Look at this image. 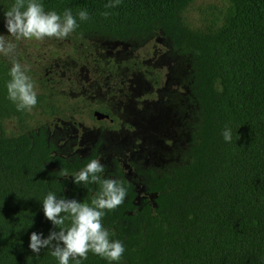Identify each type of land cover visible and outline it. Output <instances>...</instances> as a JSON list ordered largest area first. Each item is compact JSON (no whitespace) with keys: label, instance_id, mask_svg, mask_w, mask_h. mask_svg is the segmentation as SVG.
<instances>
[{"label":"trees","instance_id":"obj_1","mask_svg":"<svg viewBox=\"0 0 264 264\" xmlns=\"http://www.w3.org/2000/svg\"><path fill=\"white\" fill-rule=\"evenodd\" d=\"M194 1L119 0L106 8L115 0H40L45 11H72L75 37L143 42L161 34L190 59L196 112L184 156L162 171L134 166L152 203L136 204L117 162L105 174L127 189L102 219L127 246L119 264H264V0H222L225 7L198 25L186 16ZM14 3L0 0L1 15ZM82 9L86 21L77 16ZM9 69L0 60V264H58L49 248L33 254L29 235L52 228L41 206L49 191L91 202L99 185L81 187L71 177L97 158L98 144L68 159L55 154L44 126L27 131L32 109L17 111L7 99ZM6 120L19 132L6 133ZM82 264L108 261L89 252Z\"/></svg>","mask_w":264,"mask_h":264},{"label":"rangeland","instance_id":"obj_2","mask_svg":"<svg viewBox=\"0 0 264 264\" xmlns=\"http://www.w3.org/2000/svg\"><path fill=\"white\" fill-rule=\"evenodd\" d=\"M224 7L222 0H195L186 16L198 25ZM4 24L0 13V39L15 49L0 53V60L27 67L37 92L27 131L44 126L55 154L68 159L84 158L98 144L105 174L117 162L134 186L136 204L152 203L134 166L162 171L184 156L196 112L189 57L174 52L161 34L143 42L71 34L37 41L16 39ZM94 111L108 118L98 121ZM2 127L19 132L14 120Z\"/></svg>","mask_w":264,"mask_h":264},{"label":"clouds","instance_id":"obj_3","mask_svg":"<svg viewBox=\"0 0 264 264\" xmlns=\"http://www.w3.org/2000/svg\"><path fill=\"white\" fill-rule=\"evenodd\" d=\"M118 2L115 0L105 7H115ZM77 16L80 21L89 19L88 12L83 9ZM4 17L6 31L16 39L63 40L79 27L70 9H65L63 14L54 10L45 11L40 0H15ZM14 49L13 43L0 39V53L8 54ZM8 75L10 78L5 84L7 99L15 104L17 111L31 110L38 100L27 67L14 60ZM221 135L225 142H232L230 127L225 126ZM105 172L106 166L98 157L90 159L71 177L74 185H99L90 203L75 197H58L53 191L46 194L41 203L42 213L52 228L47 236L35 231L30 233L28 247L33 254L38 255L41 249L49 248L58 264H70V261L82 264L91 252L108 261V264H119L127 246L122 240L111 238L114 233L103 226L102 219L106 211L115 210L124 203L127 189L119 180L105 176ZM65 221L70 223L66 225Z\"/></svg>","mask_w":264,"mask_h":264},{"label":"water","instance_id":"obj_4","mask_svg":"<svg viewBox=\"0 0 264 264\" xmlns=\"http://www.w3.org/2000/svg\"><path fill=\"white\" fill-rule=\"evenodd\" d=\"M93 116L95 117L96 120L98 121H101L103 119H107L108 118V115L107 114H104L102 112H99V111H94L93 112Z\"/></svg>","mask_w":264,"mask_h":264}]
</instances>
